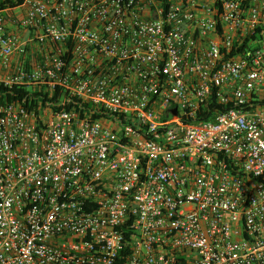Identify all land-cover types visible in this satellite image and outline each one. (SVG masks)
Masks as SVG:
<instances>
[{"label":"built area","instance_id":"1","mask_svg":"<svg viewBox=\"0 0 264 264\" xmlns=\"http://www.w3.org/2000/svg\"><path fill=\"white\" fill-rule=\"evenodd\" d=\"M0 86V264H264V0L6 5Z\"/></svg>","mask_w":264,"mask_h":264},{"label":"trees","instance_id":"2","mask_svg":"<svg viewBox=\"0 0 264 264\" xmlns=\"http://www.w3.org/2000/svg\"><path fill=\"white\" fill-rule=\"evenodd\" d=\"M23 0H4L0 2V11L5 9L6 5H9L10 7H16L21 5ZM11 101V97L8 94L7 90L0 86V106L5 105ZM216 110L223 111L222 106H216L214 105ZM211 117V112L206 115V118L209 119ZM206 119V120H207Z\"/></svg>","mask_w":264,"mask_h":264},{"label":"water","instance_id":"3","mask_svg":"<svg viewBox=\"0 0 264 264\" xmlns=\"http://www.w3.org/2000/svg\"><path fill=\"white\" fill-rule=\"evenodd\" d=\"M173 112H174V113H176V111H175V110H174Z\"/></svg>","mask_w":264,"mask_h":264}]
</instances>
